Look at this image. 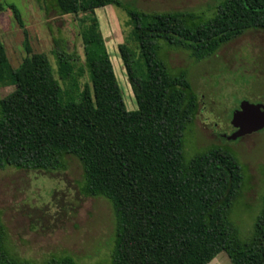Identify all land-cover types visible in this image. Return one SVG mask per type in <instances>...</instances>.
Wrapping results in <instances>:
<instances>
[{
    "label": "trees",
    "instance_id": "1",
    "mask_svg": "<svg viewBox=\"0 0 264 264\" xmlns=\"http://www.w3.org/2000/svg\"><path fill=\"white\" fill-rule=\"evenodd\" d=\"M54 2L60 15L91 14L80 30L85 60L57 41L63 83L47 54L32 50L27 30L28 55L18 67L0 37V87L15 86L0 94V167L62 169L68 154L81 161L82 192L109 199L116 216L110 259L95 264H209L221 252L232 264H264V202L252 238L242 240L230 209L244 167L221 146L186 158L183 137L198 95L187 71L174 72L162 56L168 46L202 59L248 29L264 30V0H221L210 18L123 0ZM108 4L123 6L133 26L137 49L118 47L135 110L126 107L95 12ZM10 7L23 27L19 8ZM0 264L82 263L71 255L42 263L17 256L0 216Z\"/></svg>",
    "mask_w": 264,
    "mask_h": 264
},
{
    "label": "rangeland",
    "instance_id": "2",
    "mask_svg": "<svg viewBox=\"0 0 264 264\" xmlns=\"http://www.w3.org/2000/svg\"><path fill=\"white\" fill-rule=\"evenodd\" d=\"M145 11H194L201 18L215 14L221 0H123ZM0 37L9 60L18 67L28 55L25 30L35 52L47 54L55 75L63 83L53 53L57 41L75 51L84 63L80 34L82 20L90 13L60 15L54 0H0ZM16 5L24 21L22 27L12 12ZM100 29L111 54L126 107L138 108L119 44L137 49L132 24L123 6L108 4L95 10ZM90 14V15H89ZM162 56L174 72L186 70L198 107L184 133L185 156L215 146L233 152L244 167V181L230 209V220L242 240H250L264 202V129L227 139L235 127L232 116L244 100L264 102V30L248 29L223 44L211 56L195 59L190 51L165 46ZM88 80V74L82 82ZM15 89L0 87L1 96ZM66 167L56 170L7 165L0 167V216L6 227L9 245L22 258L44 262L55 256H73L82 264L110 259L116 230L113 205L104 196L82 192L84 168L74 155H66ZM225 255H224V254ZM209 264H232L226 252Z\"/></svg>",
    "mask_w": 264,
    "mask_h": 264
},
{
    "label": "water",
    "instance_id": "3",
    "mask_svg": "<svg viewBox=\"0 0 264 264\" xmlns=\"http://www.w3.org/2000/svg\"><path fill=\"white\" fill-rule=\"evenodd\" d=\"M232 125L235 127L234 132L225 135L230 140L264 129V102L251 103L244 100L233 113Z\"/></svg>",
    "mask_w": 264,
    "mask_h": 264
},
{
    "label": "crops",
    "instance_id": "4",
    "mask_svg": "<svg viewBox=\"0 0 264 264\" xmlns=\"http://www.w3.org/2000/svg\"><path fill=\"white\" fill-rule=\"evenodd\" d=\"M220 254V253H219ZM224 254V253H223ZM225 255V254H224Z\"/></svg>",
    "mask_w": 264,
    "mask_h": 264
}]
</instances>
